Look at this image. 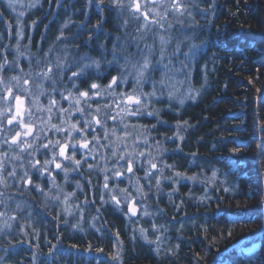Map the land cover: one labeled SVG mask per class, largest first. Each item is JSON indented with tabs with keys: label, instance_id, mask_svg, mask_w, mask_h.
Instances as JSON below:
<instances>
[{
	"label": "trees",
	"instance_id": "16d2710c",
	"mask_svg": "<svg viewBox=\"0 0 264 264\" xmlns=\"http://www.w3.org/2000/svg\"><path fill=\"white\" fill-rule=\"evenodd\" d=\"M44 1L43 7L34 10L35 19L40 18L36 25L43 20L49 26L61 25L70 18L73 24L68 32L76 33L77 50L105 58L110 34L117 29L111 0H59V14L53 13L55 6L47 7L49 0ZM204 5L206 13L199 15L194 27L195 37L204 43L203 62L196 65L193 81L200 95L178 114L164 111L167 124L156 134L165 135L161 144L168 162L185 166L183 172L189 176L220 181L210 190L209 202L201 205L195 197L185 200L192 208L181 206L186 212L177 214L169 226L168 243L159 248L110 204L101 207L97 226L81 230L85 234L79 231L71 236L60 227L61 240L51 242L59 244L54 257L40 248L41 239L30 241L36 254L26 249L29 228L23 239L20 234L15 240L1 238L0 233V249L7 250L9 264H112L118 254L122 264H264V0H205ZM135 33L134 28L131 34ZM176 125L183 136L179 142L166 139L176 133ZM22 195H11L13 214L12 208L18 210L15 201L22 200ZM27 196L34 206L24 225L48 228L53 237V227L46 226L39 211L48 204L40 203L39 194ZM50 205L45 211L52 219L57 206ZM15 216L14 222L22 221L23 217ZM243 237H247L244 248L223 254ZM254 243L259 248L244 251Z\"/></svg>",
	"mask_w": 264,
	"mask_h": 264
},
{
	"label": "rangeland",
	"instance_id": "374dc122",
	"mask_svg": "<svg viewBox=\"0 0 264 264\" xmlns=\"http://www.w3.org/2000/svg\"><path fill=\"white\" fill-rule=\"evenodd\" d=\"M133 2L134 0H111V5L116 11L117 29L111 32L109 49L104 51V57L108 58L109 62L76 50L75 61L63 64V60L68 61L66 58L69 59V52L66 45L61 43L60 48L52 54L56 63L49 64L54 75L47 78L41 77L38 69L33 72V80L36 82L46 84L54 76L60 78L61 89H64L61 90L62 105L69 100L70 105L77 110V120L70 124L71 128L76 126L72 128L75 137L84 127L81 124L84 122V113L80 107L85 106L87 110L86 106L89 104V100L83 102L79 78L96 70L108 71L111 68V74L118 76L114 89L109 86L105 88V103L95 110L98 113L93 114V119L85 117V130L94 133L90 139L92 153L84 154L82 158L86 162L85 174L61 177L56 193L45 191L39 194L42 195L40 203L48 204L44 205V209L50 208L53 202L57 206L52 216L57 225L52 227L57 232L53 237L44 238L40 247L48 248L46 254H49V257H54L55 251L59 249V244L51 242L60 241V227L74 234L82 229L95 227L99 221L101 207L105 208L107 204L116 208L142 237L151 240L159 248L169 241L168 226L175 223L172 218L180 212L182 202L185 201L184 195L203 197L210 191L209 184L214 179H201L198 176L196 178L177 171L173 163L169 164L166 160V150L161 144L165 135L161 133L158 137L156 134V129H160L159 122L163 127L167 124L162 117L165 109L180 108L187 102L196 100L200 93L194 89L193 81L197 54L203 48V43H197L194 40V32L191 31L197 24L196 14L202 11L200 0H138L140 12H136L132 7ZM9 3L10 0H0V9L8 11L12 20L7 25L13 28L8 29V34L12 38L16 36L17 43H21L22 38L28 35V46L25 49L28 63H38L42 57L38 47L36 50L32 48L33 37L35 42L37 37V21L33 17L34 9L41 4V0H11V6ZM174 3L178 4L179 8L175 7ZM144 13L148 14L147 19ZM71 24L72 19L67 18L63 27H70ZM26 28L28 32L24 33ZM134 28L136 33L131 34ZM57 38L60 39L61 36ZM50 55L51 53L47 52L44 57ZM144 58L150 60L151 67L149 72L144 74V78L138 81L137 68ZM94 61L99 62V67ZM85 65L90 67L85 68ZM74 72L79 75L74 77ZM73 78L74 83L67 90L63 79ZM76 91L80 93L76 94ZM93 94L91 93L90 98ZM129 96L134 99L129 101ZM137 99L139 104L135 103ZM174 130L176 133L166 139L174 141L179 137L180 126L176 125ZM85 139L87 137L79 141L77 139L74 145H79ZM129 163L131 172L128 171ZM153 164L156 165L155 168L152 167ZM21 198L28 199L29 196L22 195ZM133 201L140 206L137 219L127 210ZM15 204L18 210L12 208L14 214L12 213L10 220H3L5 210L1 211V238L6 235L14 239L20 234L19 237L23 239L29 228L31 231L29 237L27 235L28 239L24 241V246L36 254V248L31 246L30 241L37 243L41 230L36 231L32 227L33 224L23 223L28 219V213L30 214L34 205L23 200H17ZM15 214L20 215L21 219L23 217L22 221L14 222ZM164 219H167L166 222ZM15 228L19 230L16 231ZM44 232L46 233L45 228ZM256 248L255 245L244 251L253 252ZM43 255L46 256L44 253ZM8 256L7 250L0 249V264H9ZM112 264H122L119 255L114 258Z\"/></svg>",
	"mask_w": 264,
	"mask_h": 264
},
{
	"label": "flooded vegetation",
	"instance_id": "af4514ba",
	"mask_svg": "<svg viewBox=\"0 0 264 264\" xmlns=\"http://www.w3.org/2000/svg\"><path fill=\"white\" fill-rule=\"evenodd\" d=\"M53 13L59 14L58 10H54ZM11 21L9 12L0 9V214L4 209L6 218L12 215L10 203L12 193L23 194L24 192L26 195H37L45 191L56 193L61 177L85 174L86 162L82 158L84 154L92 153L90 139L94 136L93 132L85 130V117L93 119V114L98 113L95 110L100 109L98 106L105 103L103 95L105 88L111 84L109 88L114 89L118 80L117 74H111L112 68L110 73L109 70H96L79 78L80 89L88 94L83 96V102L89 100L86 106L89 111L85 110V106L80 107L84 113V122L81 123L84 127L75 137L70 124L77 120L78 115H75L77 110L70 105L69 100L62 105L61 90L64 89H61L60 78L54 76L45 84L34 81L33 72L38 69L39 75L45 77L44 74L47 73V78L54 75L53 72L48 71L49 68L52 69L49 64L56 63L52 54L60 48L61 43L66 45V50L69 52V59L63 60V64L71 60L75 61V51L80 47L77 44L76 33L74 31L69 33V27H63L60 32L58 28L56 30L54 26L47 25V20H43L37 30L36 42L34 37L32 42L33 50L38 47L42 58L38 60V63L30 64L25 50L28 46V35L25 38L21 36V43H17L16 36L12 38L8 34V29H13L7 26ZM50 22L48 20V23ZM27 32L26 28L24 33ZM59 36H61L60 39L57 38ZM85 39L91 41L90 35H86ZM47 52L51 55L44 57ZM100 59L109 62L108 58ZM113 77L116 78L114 84ZM63 81L66 82L67 90H69L74 83V78L63 79ZM92 84H96L97 88L91 89ZM91 93L94 94L90 98ZM16 96L23 101L21 105L23 123L28 124L32 129L28 135L24 134L27 129L21 128L16 121L12 124L7 122L15 114ZM110 101L114 104L113 99ZM17 132L21 135L14 144L12 138ZM84 137L87 139L79 145L75 144L73 149L72 146L75 142L77 143V139L79 141ZM85 143L87 147H81ZM63 145L67 147L65 155L61 156L60 148ZM57 164L60 165L59 168L56 167Z\"/></svg>",
	"mask_w": 264,
	"mask_h": 264
},
{
	"label": "bare ground",
	"instance_id": "6f19581e",
	"mask_svg": "<svg viewBox=\"0 0 264 264\" xmlns=\"http://www.w3.org/2000/svg\"><path fill=\"white\" fill-rule=\"evenodd\" d=\"M45 1L44 0H41V4L37 7V8H40V7H43L44 5H43V3H44ZM204 2H205V0H200V10H202V11H199L197 14H196V16L198 15V17H197V19L199 18V15H205V13H206V11H205V5H204ZM60 1L59 0H56V2L55 3H53L52 2V0H49V2L47 3V7H51V6H55V10L57 11V8H60ZM37 8H35V9H37ZM34 9V10H35ZM60 10V9H59ZM58 10V12H60ZM35 12V11H34ZM74 13H72V14H70V15H73ZM33 19L34 20H36L37 22L36 23H39V21H40V18L37 20V19H35V17H33ZM197 23H198V21H197ZM38 27H39V25H35V29L36 30H38ZM56 28H58V31H62L63 30V26H61V25H57V24H55L54 25V29H56ZM57 30V29H56ZM191 31H193V32H195V29H193V30H191ZM194 40L197 42V43H203L202 41L201 42H199V39L197 38V37H195V35H194ZM204 49V43H203V48L201 49V51ZM201 51L197 54V58H196V65L197 64H199V63H201V62H203V58H202V55H201ZM196 65H195V67H196ZM195 89V88H194ZM200 92V91H199ZM200 95V94H199ZM198 95V96H199ZM188 103V102H187ZM180 110H181V107L179 108V107H173V108H169V109H165L164 111L167 113V114H170V116H173L174 114H178L179 112H180ZM164 121V120H163ZM155 125V124H154ZM153 126V125H152ZM158 126L159 127H161L162 129H163V124L161 123V122H159V124H158ZM181 139H183V136L182 137H177L176 139H175V141L176 142H179V141H181ZM181 144H178L177 146L179 147ZM168 162V161H167ZM169 164H171L170 162H168ZM173 164L172 165H174V167H175V169L177 170V171H179V172H183V169L182 168H184L183 166H181L180 164L178 165L176 162H172ZM219 183H220V181L219 180H216V179H213V182L211 183L212 185L210 186V190H212L213 191V187L214 186H219ZM210 191H208L207 192V194L206 195H204L203 197H200V196H198V195H196V196H194L195 197V200H196V202H198V203H200L201 205H204V204H207V202H209V199H207V198H209V196H210V193H209ZM24 195H26L24 192H22ZM42 196V195H41ZM184 200H188V199H191L193 196H191V194L190 195H184ZM182 205L186 208H188V209H190V208H192L191 206L189 207V205H187L186 203H184V202H182ZM182 206V207H183ZM264 207V206H263ZM48 208V207H47ZM46 208V209H47ZM46 209H44V208H40L39 209V211H40V214L43 216V217H46L47 215H48V213L45 211ZM128 210V209H127ZM262 211L264 212V208L262 209ZM56 212H58V211H56ZM186 212V210H184V209H180V213L181 214H184ZM178 214V213H177ZM177 214L176 215H174V217L172 218V220H177ZM132 217H133V215H132ZM138 217H139V215H138ZM138 217H133L134 219H137ZM45 219H49V217H47V218H45ZM167 220V219H166ZM166 220L164 219V222H166ZM56 222L58 223V221L56 220ZM167 222H169V221H167ZM170 223V222H169ZM171 224V223H170ZM46 226H57L55 223H54V219H51V220H49V221H47L46 222ZM169 227V226H168ZM47 229V230H46ZM66 229V228H65ZM38 230V229H37ZM36 230V231H37ZM40 230V229H39ZM45 231H46V233L44 232V230H42L41 229V231H40V234H39V236H38V238L39 239H41V240H43L44 238L45 239H47V238H49L50 236H49V229L48 228H45ZM61 231V230H60ZM57 231L55 230V228H53V236H54V234L56 233ZM58 232H59V230H58ZM80 233H82V234H85L86 232H84V231H80ZM263 233H264V231H263ZM263 233H261L262 235L261 236H263ZM60 234V233H59ZM73 234L74 233H72L71 232V236H73ZM76 234H78V232H76ZM61 238V237H60ZM61 240V239H60ZM56 242H58V241H56ZM189 242V244H190V241H188ZM246 242H247V237H243V238H241V239H239L238 241H236V242H234L232 245H230L224 252H223V254H226L227 252H229L231 249H233V248H236V247H239V246H242L243 248H244V245L246 244ZM257 246V248H259V244L258 243H254V245L253 246ZM232 246H234V247H232ZM252 246V247H253ZM232 247V248H231ZM178 248L179 247H176L174 250H175V252H176V250H178ZM256 248V249H257ZM46 249H48V248H46ZM180 251V250H179ZM253 251H255V250H253ZM119 255V254H118ZM221 254H217V258L220 256Z\"/></svg>",
	"mask_w": 264,
	"mask_h": 264
},
{
	"label": "snow or ice",
	"instance_id": "6c2138e0",
	"mask_svg": "<svg viewBox=\"0 0 264 264\" xmlns=\"http://www.w3.org/2000/svg\"><path fill=\"white\" fill-rule=\"evenodd\" d=\"M9 6H11V0H10V3H9ZM174 6L177 7V8H179V5L178 4H175L174 3ZM132 7H134V9H135L136 12H140L141 6H140L138 0H134ZM147 15H148L147 13H144L145 19H147ZM93 63H95L97 65V67H99V62L94 61ZM84 67L85 68H88L90 66L89 65H85ZM150 67H151L150 60L148 58H144L143 63L140 64L138 66V68H137V79H138V81L144 78V74L147 73V72H149ZM48 71H51V69L49 68ZM82 71H83V69H82ZM44 75L47 76V73H45ZM78 75H79V73H75V72L73 73V76L74 77H77ZM25 83H27V81H25ZM112 83L113 84L116 83V78L115 77H113ZM109 87H111V84L109 85ZM96 88H97V85L96 84H92L91 85V89H96ZM9 94H11V90H9ZM87 95L88 94L86 92L85 93H81V96H87ZM128 100L129 101H132L133 100V97L129 96L128 97ZM15 101H16V111H15V114L11 118H9L7 122H8V124H12L13 121H16V123L19 124L21 128L27 129V131L24 134L25 135H28V134L31 133L32 129H31V127L28 124L23 123L22 111H21V105H22L23 101L21 100V98L19 96H16L15 97ZM53 103H55V102L53 101ZM135 103L139 104V100L138 99L135 100ZM149 115H151V113H149ZM18 117H20V119H17ZM97 123H99V121H97ZM75 127H76L75 125L72 126V128H75ZM20 135H21V133L20 132H17L16 135L12 138V143H14V144L17 143ZM57 143H59V142L57 141ZM45 147H47V145H45ZM66 147H67V145L61 146V148H60V155L61 156H64L65 155V148ZM72 147H73V149H75V145H73ZM81 147H87V144L85 143V144L81 145ZM76 163L79 164V161H77ZM56 167L59 168L60 165L57 164ZM152 167L155 168L156 165L153 164ZM128 171L129 172L132 171V168H131V164L130 163L128 165ZM105 179H107V178H105ZM105 187H107V184H105ZM130 211H133V214H134V209H130ZM231 234H232L231 232L228 233L229 236H231Z\"/></svg>",
	"mask_w": 264,
	"mask_h": 264
},
{
	"label": "water",
	"instance_id": "95a60500",
	"mask_svg": "<svg viewBox=\"0 0 264 264\" xmlns=\"http://www.w3.org/2000/svg\"><path fill=\"white\" fill-rule=\"evenodd\" d=\"M130 209H134V214H133V211H130ZM139 209H140V206L138 205V203H136V201H133L128 205V211L131 212L133 217H135V218L138 217V215H139ZM232 247H234V246H232Z\"/></svg>",
	"mask_w": 264,
	"mask_h": 264
}]
</instances>
